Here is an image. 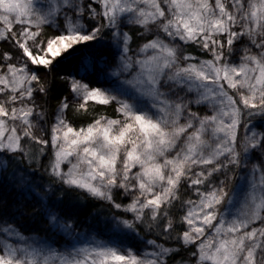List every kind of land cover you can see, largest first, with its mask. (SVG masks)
Returning <instances> with one entry per match:
<instances>
[{
  "label": "snow or ice",
  "instance_id": "1",
  "mask_svg": "<svg viewBox=\"0 0 264 264\" xmlns=\"http://www.w3.org/2000/svg\"><path fill=\"white\" fill-rule=\"evenodd\" d=\"M0 187V264H264V0H0Z\"/></svg>",
  "mask_w": 264,
  "mask_h": 264
},
{
  "label": "trees",
  "instance_id": "2",
  "mask_svg": "<svg viewBox=\"0 0 264 264\" xmlns=\"http://www.w3.org/2000/svg\"><path fill=\"white\" fill-rule=\"evenodd\" d=\"M2 188L3 187H0V189H1V196L11 198L12 196L15 195L13 192L5 193L4 190H2ZM87 211H91V209L89 208V209H87ZM37 227H38V225H37Z\"/></svg>",
  "mask_w": 264,
  "mask_h": 264
},
{
  "label": "rangeland",
  "instance_id": "3",
  "mask_svg": "<svg viewBox=\"0 0 264 264\" xmlns=\"http://www.w3.org/2000/svg\"><path fill=\"white\" fill-rule=\"evenodd\" d=\"M2 190H4L5 193H9V192H11V191H9V190H7V189H5V188H2ZM0 196H1V189H0Z\"/></svg>",
  "mask_w": 264,
  "mask_h": 264
}]
</instances>
